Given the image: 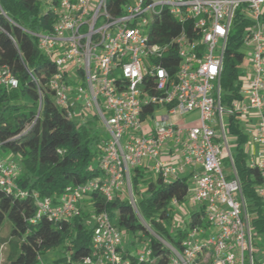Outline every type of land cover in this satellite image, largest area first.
<instances>
[{
  "label": "built area",
  "instance_id": "1",
  "mask_svg": "<svg viewBox=\"0 0 264 264\" xmlns=\"http://www.w3.org/2000/svg\"><path fill=\"white\" fill-rule=\"evenodd\" d=\"M37 1L54 17L53 26L23 29L56 64L50 80L56 104L70 119L84 122L85 110L93 109L105 137L98 164L103 177L51 196L34 192L32 222L81 215L84 199L93 192L108 201L126 193L138 212L133 174L143 166L165 182L190 176L189 196L205 211L180 248L147 226L169 250L165 264H245L246 252L255 264L251 216L224 115L238 117L240 126L246 120L248 139L242 147L249 166L263 178L257 191L264 199V0ZM164 18L175 22L168 29L171 36L155 41L154 30ZM3 20L16 24L0 0V29ZM235 20L247 23L240 42L254 47L253 68L240 76V98L227 100L221 79ZM0 87L18 88L8 64L0 63ZM38 88L41 93L39 83ZM194 113L197 122L183 121ZM18 173L15 161L0 158V186L25 197L28 192L15 182ZM93 219L90 253L72 264H161L150 246L139 256L125 249L121 230L107 212Z\"/></svg>",
  "mask_w": 264,
  "mask_h": 264
},
{
  "label": "trees",
  "instance_id": "2",
  "mask_svg": "<svg viewBox=\"0 0 264 264\" xmlns=\"http://www.w3.org/2000/svg\"><path fill=\"white\" fill-rule=\"evenodd\" d=\"M2 5L16 24L2 21L0 63L10 66L18 79V88L6 90L0 87V158L18 164L15 182L21 190L28 192L27 196L20 197L0 186V226L6 219L13 225L6 264H41L42 253L65 242L69 255L62 256L56 263L72 264L91 250L92 225L86 223L88 215L83 210L81 215L72 219L54 221L43 217L32 222L37 212L33 193L38 192L41 197L60 194L68 186L103 177L98 164L105 133L94 129L92 118L85 122L70 119L56 104L55 92L50 87V80L57 71L56 64L40 49L36 37L23 29L33 32L49 30L54 17L43 13L37 0H2ZM173 22L164 18L154 30L157 35L154 40L166 41L171 36L168 29ZM246 24L235 20L224 54L221 83L227 100L240 98L243 54L237 47L241 44ZM28 107L29 112H24ZM229 132L238 137L232 154L251 216L253 234H264V199L257 191L263 178L258 169L248 164L247 152L242 147L248 137L238 117L230 118ZM90 165L94 166L93 170L89 169ZM144 173L143 166H139L133 174L138 212L122 194L108 201L100 193L93 192L87 199L90 210L94 211L92 217L107 212L121 231L134 233L138 241L149 239L153 256L161 257L160 263L165 264L169 250L147 226L159 235H165L174 246L181 247L188 229L178 227L171 234L166 225L173 222V200L181 203L188 199L191 177H172L165 182L161 176L155 175V180L142 187ZM204 213L203 208L192 212L187 224L191 227L199 223Z\"/></svg>",
  "mask_w": 264,
  "mask_h": 264
},
{
  "label": "rangeland",
  "instance_id": "3",
  "mask_svg": "<svg viewBox=\"0 0 264 264\" xmlns=\"http://www.w3.org/2000/svg\"><path fill=\"white\" fill-rule=\"evenodd\" d=\"M237 50L243 54V58H242L241 63H240L241 72H245L246 70H251L253 68L254 47L252 45H248L245 42H243V43L238 45ZM71 75L73 78H75V79L77 78L76 77V71L74 69L71 70ZM246 102L248 103L249 100L247 99ZM27 103L29 104V102H27ZM225 107L228 108L226 104H225ZM29 110L30 109L28 107L27 109H25L24 112L28 113ZM85 117L87 118V120L89 118L93 119L92 126L94 127V129H96L98 131H103V126H102L101 122L95 117V112L93 109H86L85 110ZM75 120L79 121L80 118L76 117ZM178 120L180 121L181 119L179 118ZM197 120H198V113H194L192 115H189V116L183 118V121H185V123H187V124L188 123H195V122H197ZM241 121H242L241 127L246 130L247 124H246L245 118H242ZM224 122H225L227 129H228V137H229L230 147H231L232 151H234L236 148L237 142H238V138L236 135H232L229 132V124H230L229 114L225 113ZM27 128H29V125L27 126ZM4 157H6V156L4 155ZM12 159H14V158H12ZM229 167H230L229 159H225L223 161V168L227 171L229 169ZM155 177L156 176L151 171L144 173L143 179H145V180L141 182V186L142 187L146 186L147 182H149L150 180H155L156 179ZM190 180H191L190 184L193 187L194 186L193 179L191 178ZM120 194H122V196L125 200H129L128 194H126V193H120ZM118 195H116V196H118ZM134 195L137 198V191L135 189H134ZM89 204H90V201L87 198H85L84 199V205H86V206H84L83 208L85 210V214L88 215L87 219H86V223L89 225H93L94 219L92 217V214L94 213V211L90 210L91 207L89 206ZM172 206H173V208H172L173 222L170 225H166L167 228L169 229L170 233L174 234L178 227H181L184 230L188 229L190 231V226L187 224V221H189L188 218H189V216H191L192 212L197 211V210H201L202 205L198 202L193 201L191 199V197L189 196L186 201L181 202V203H177V204H172ZM12 227H13V225L8 219H6L4 221V223L0 226V264H6L7 263V254H8V250H9L8 241L11 237L10 233H11ZM160 235L165 240L170 241L169 238H167L165 235H163L161 233H160ZM121 236H122L123 241H124V248L127 249L131 253L133 252L135 254V256H139L141 254H144L146 252L147 248L149 247V239L146 241H138L139 240L138 237H136V235L132 232L122 230ZM66 244H67V242H65L64 245H58V246H56L54 248H50L47 251H45L44 253H42L41 254V263H43V264H57L56 262L58 261V259H60L62 256H65L68 254ZM253 250H254L255 264H264V234H254ZM246 256H247V258L245 259V264H250V261L248 258V252H246Z\"/></svg>",
  "mask_w": 264,
  "mask_h": 264
},
{
  "label": "crops",
  "instance_id": "4",
  "mask_svg": "<svg viewBox=\"0 0 264 264\" xmlns=\"http://www.w3.org/2000/svg\"><path fill=\"white\" fill-rule=\"evenodd\" d=\"M143 169H144V168H143ZM147 171H148L147 169H144V172H145V173H147Z\"/></svg>",
  "mask_w": 264,
  "mask_h": 264
}]
</instances>
